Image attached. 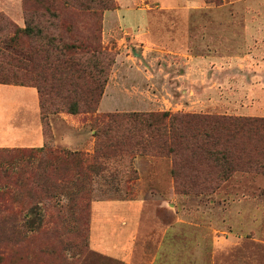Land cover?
I'll use <instances>...</instances> for the list:
<instances>
[{
    "label": "rangeland",
    "instance_id": "rangeland-1",
    "mask_svg": "<svg viewBox=\"0 0 264 264\" xmlns=\"http://www.w3.org/2000/svg\"><path fill=\"white\" fill-rule=\"evenodd\" d=\"M174 1L88 0L91 10L81 11L84 0H0V82L39 87L49 97L48 110L57 111L43 122L39 110L28 106L36 104L34 88L0 86V113L6 110L10 123L5 131L0 127V144L40 146L38 132L37 139L34 130L19 139L11 128L23 131L43 122L50 147L91 156L93 116L264 117V0ZM26 25L29 35L21 31ZM158 32L156 46L151 38ZM13 45L27 52L20 64L10 59ZM68 62L79 72L67 70ZM85 81L100 86L97 111L68 113L59 94L67 84ZM121 132L126 128L100 136L109 154L105 168L89 170L82 185L49 196L0 187V264H124L94 253L89 243L93 205L113 200L146 201L144 222L154 218L169 227L172 242L156 252L150 240L136 264L171 256L179 263L188 258L192 264H264V170L249 164L248 155L242 157L244 169L229 172L212 159L191 160L168 149L114 148L110 141ZM71 133L89 137V143L76 150L56 143ZM79 195L83 200L75 201ZM129 215L134 220L138 213Z\"/></svg>",
    "mask_w": 264,
    "mask_h": 264
},
{
    "label": "trees",
    "instance_id": "trees-1",
    "mask_svg": "<svg viewBox=\"0 0 264 264\" xmlns=\"http://www.w3.org/2000/svg\"><path fill=\"white\" fill-rule=\"evenodd\" d=\"M64 3L68 5L67 1ZM78 9L91 10L88 0L80 3ZM21 31L28 35L33 32L29 25ZM11 48L13 55L10 59L20 64L23 59L20 54L27 52L23 47L20 49L16 45ZM74 67V62L66 63L67 70ZM74 70L78 71V68ZM87 83L88 81H85L82 86L69 83L65 93L62 89L64 94H59L58 98L68 113L93 115L97 111L101 96L100 86L95 83L89 86ZM36 89L39 95L40 118L46 122L48 115L57 111L48 110L49 97L47 99L43 96L39 87ZM72 92L76 94L75 99L68 95ZM43 122L42 146L0 147V187L25 189L28 193L36 192L49 196L56 189L82 185L88 180L89 170L97 173L105 168L103 161L109 154L104 151L100 136L107 131L123 127L126 132H121V137L117 140L110 141L111 146L120 150L124 146L131 149L143 146L158 150L168 149L172 154H176L175 156L189 157L187 159L191 160L201 162L212 159L228 168L229 172L244 169L241 166L242 157L248 155L249 164L264 170V117L137 112L93 116L90 126L96 143L91 156L79 151L50 147L51 136L46 138ZM252 155L255 159L251 158ZM74 200H83V195L75 196Z\"/></svg>",
    "mask_w": 264,
    "mask_h": 264
},
{
    "label": "crops",
    "instance_id": "crops-1",
    "mask_svg": "<svg viewBox=\"0 0 264 264\" xmlns=\"http://www.w3.org/2000/svg\"><path fill=\"white\" fill-rule=\"evenodd\" d=\"M180 0H175L174 4L178 3ZM184 2V0H181V2ZM186 1V0H185ZM166 8H169L167 6H164ZM175 16H184V19H189L188 14L184 13H176ZM142 36L148 37L146 33H141ZM149 34V33H148ZM160 36L161 33L158 32L157 35L155 34L154 38H151L152 44L159 46L160 45ZM0 86H3L4 88H14L19 85H13V84H2L0 83ZM20 87H30L35 89L36 97V104L32 103L28 106L32 107L37 110H39V95L38 91L35 87L32 86H20ZM8 93L3 95L6 99L8 98ZM14 96V95H13ZM33 99V97H32ZM34 102V99H33ZM14 103V102H13ZM16 109V103L13 104L12 109ZM11 109V110H12ZM10 110V111H11ZM17 113V109L15 110ZM227 115L225 112L219 113ZM40 115V114H39ZM57 116H55V119L57 120ZM0 127H4L2 131L7 130L10 127L9 123V117L7 116V111L5 110L4 113H0ZM9 124L8 127L5 125ZM41 124V123H40ZM14 128L15 131H18V134H16V138L21 139V137L31 136L34 130V134H36L37 139V132L40 136L42 142L40 146L44 144V135H43V127L42 124L39 126L38 124L34 123L33 126H25L24 130L23 128H18L16 126H13L11 130ZM82 138H84L82 140ZM56 143H62L58 144L60 146H65L68 149L76 150L78 146L80 145H86V143H89V137H81V135L73 134L69 136V140H56ZM0 146H14L9 145V143L0 144ZM32 147H39L35 146L34 144H30ZM119 200H113V201H102L103 203H99L98 206H94L92 208L91 213V221H90V237H89V243L91 250L99 254L101 256H105L108 258L116 259L117 261H120L124 264H136V260L139 261L138 258L141 257V254L145 255V250L148 251V247L146 246L149 244V241H153V243L156 244V252H159L162 248V244L169 242V240L172 242V238L168 237L166 234L169 232L168 228L164 229L161 227L160 221H156L154 218L151 221L144 222L141 216V212L143 211V204H146V201L143 200H128V201H122L120 200L118 203H114ZM123 210L125 212H128L126 214H122ZM108 211V212H107ZM116 211H121L120 214L116 215ZM112 212L114 215L105 214ZM135 212L138 213L137 217H135L134 220H130L129 213ZM152 212V210H151ZM156 218V217H155ZM237 224L239 222V218L237 217ZM118 225V226H117ZM148 225L149 228L146 227ZM162 235H161V234ZM226 238V237H225ZM233 239V238H231ZM146 244V245H145ZM168 245V244H166ZM146 246V247H145ZM168 251H171L168 248ZM171 256L170 258H172ZM169 258V259H170ZM142 259V257H141ZM165 260L163 262L158 260V257H155L151 262L148 264H192L191 261L188 258H183L181 263L174 262L173 258L171 260Z\"/></svg>",
    "mask_w": 264,
    "mask_h": 264
}]
</instances>
